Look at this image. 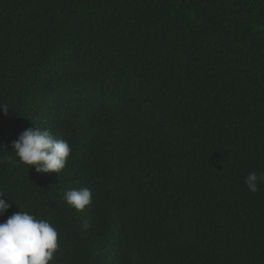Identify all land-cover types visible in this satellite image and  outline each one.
Masks as SVG:
<instances>
[{
    "label": "trees",
    "instance_id": "16d2710c",
    "mask_svg": "<svg viewBox=\"0 0 264 264\" xmlns=\"http://www.w3.org/2000/svg\"><path fill=\"white\" fill-rule=\"evenodd\" d=\"M0 103L9 151L34 124L72 147L0 165L58 227L50 264H264V0H0Z\"/></svg>",
    "mask_w": 264,
    "mask_h": 264
},
{
    "label": "clouds",
    "instance_id": "9594fccd",
    "mask_svg": "<svg viewBox=\"0 0 264 264\" xmlns=\"http://www.w3.org/2000/svg\"><path fill=\"white\" fill-rule=\"evenodd\" d=\"M7 104L0 103V110L8 115ZM34 124V123H33ZM29 127L11 142V151L0 143V165L23 164L34 167L38 174L58 173L65 169L72 147L68 141L58 138L49 129ZM264 182V172H251L245 178L247 189L256 193ZM10 200L11 203L7 202ZM70 207L83 211L92 203V190L88 187L71 189L64 194ZM16 204L20 211L0 222V264H50L59 250V229L51 221L34 214L31 209L20 205L0 189V217ZM83 227L87 229L88 223Z\"/></svg>",
    "mask_w": 264,
    "mask_h": 264
}]
</instances>
